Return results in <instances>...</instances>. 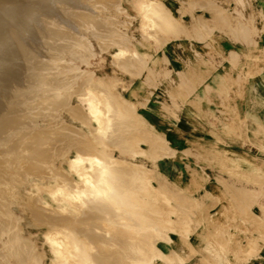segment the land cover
I'll list each match as a JSON object with an SVG mask.
<instances>
[{
  "label": "rangeland",
  "instance_id": "obj_1",
  "mask_svg": "<svg viewBox=\"0 0 264 264\" xmlns=\"http://www.w3.org/2000/svg\"><path fill=\"white\" fill-rule=\"evenodd\" d=\"M94 1L99 17L91 27L99 31L100 38L92 32L83 34L88 41L77 43L78 52L72 56L79 60L89 56L88 60L77 62L79 71L67 65L72 61L69 58L58 61L62 67L57 64L56 69L46 68L58 79L64 72L60 79L70 83L66 88L63 81L61 89L56 88L61 95L51 101L63 102L61 107L56 104L58 109L51 101L38 102L39 106L50 104L49 108L41 107V114L48 120L39 115L41 110L37 113L39 106L37 111L32 110L33 117L36 113L40 116L34 118L32 131L41 136L43 132L49 139L47 152L37 154L42 158L49 153L45 163L39 162L40 175L27 169L26 159L22 160L24 164L21 159V163L17 159L5 163L16 172L12 198L9 201V194L4 201L8 203L4 210L11 209L8 216L13 217L15 228L11 221L10 225L4 223L5 229L0 226V264H264V249L260 247L264 237L258 236V230L264 227V45L255 48V60L251 54L246 57L239 71L235 65L231 68V63L224 69L216 61L226 50L251 53L252 47H234L226 41H259L260 37L264 41V0H140L152 2L150 19L157 20L146 19L145 27L134 5L137 0ZM33 27L37 28L32 23ZM34 29H30L32 34L39 30ZM59 32L64 30L59 29L53 37ZM37 35L34 37L40 41L48 40H41L43 34ZM83 35H79L81 39ZM60 36L56 37L67 41V35ZM102 39L108 42L104 44ZM75 40L79 39L70 41ZM114 40H121L127 47L126 56L118 54ZM190 41H205V45L193 43L201 54L190 52ZM179 44L188 47L185 72L195 76L196 89L205 94L213 87L227 91L232 105L241 101L252 107L254 102L262 108L261 119L248 113L243 119L245 125L234 120L227 126H211L206 122L210 117L207 106L194 97L185 94L182 101L174 102L171 54ZM45 52L51 53L45 50L32 63L46 61ZM22 72L27 77L32 73L28 69ZM91 75L96 83L95 116L81 100L90 91L78 87ZM42 96L38 100L44 99ZM24 98L22 102L29 105L30 99ZM68 105H81L92 126L73 119ZM230 116L235 119L236 114ZM4 121L1 123L8 126ZM13 121L17 124L13 119L11 125ZM20 129L24 130L5 133L13 132V137L0 133V142L5 143H0V154L16 151L13 145L17 137L30 130L25 125ZM77 154L88 158L78 169L70 164ZM84 167L91 182L86 183L79 175ZM101 169L108 172L104 174L110 183L97 179ZM60 173L73 178L75 187H62L60 183L65 184L67 179H60ZM90 202H95L96 210ZM68 216V224L75 218L77 224L66 227L67 220L63 221L66 217L69 220ZM59 217L65 218L60 222ZM58 222L64 224L63 228ZM6 229H11L9 234ZM13 232L19 239L18 247L21 245L17 255L13 253L14 240L9 243Z\"/></svg>",
  "mask_w": 264,
  "mask_h": 264
},
{
  "label": "bare ground",
  "instance_id": "obj_2",
  "mask_svg": "<svg viewBox=\"0 0 264 264\" xmlns=\"http://www.w3.org/2000/svg\"><path fill=\"white\" fill-rule=\"evenodd\" d=\"M151 2V1H150ZM119 3V2H118ZM137 10L139 11V13L141 14V17L143 19L142 20V26L145 27V20L149 18V20H152L150 19V10H151V3H149L148 1L146 2H141L140 0L138 1H135L134 2ZM97 2L94 1V0H0V120H1V117H2V114H3V117H2V120L0 121V133H9L10 131H21L20 128H23V126L25 125L27 128H29L30 130H27L28 132H23L22 135H20L19 137H17V141L15 142V144L13 145V147H16V151L13 149L11 150L13 147L10 146L12 145V142L10 144V142L8 144L9 145V148L12 147L10 150L11 152L13 151V153L11 154L10 151L6 150V152H4L3 154H0V185L3 189H0V226L3 225V228H4V223H10L9 221H11L13 219V217L11 218L10 216H8V214H10V210L9 209V213L8 211H5L4 210V206L6 205L7 202H4L5 199H6V196H8L10 194V197L9 198H12L11 197V194L13 193L14 191V185H15V174L16 172L14 173V169L12 170L11 167L12 165H9L11 167H8V165L6 166V164H8L9 162L11 163L12 161H18V159H21L22 160H25L28 164L27 166V169L34 172L36 175L39 174V170L41 169L40 167V164L42 163L41 161H43L45 163V161H47V158H49V153H47L46 155H43L42 158H38L37 157V154L38 153H44V152H47L48 150V143H49V139L48 137H45L44 136V133L43 132H40L42 133V136L41 134L39 133H34L31 129L32 126H34L35 124V120L34 118L36 117L39 118L41 115L42 117L44 118V115L46 114H41L44 113V108L47 106H39V101H42L43 100L47 101V102H44L43 104H47L48 101H51V100H57V98L55 97H58V95L60 93L57 92V87H59L60 85H62L65 81L62 80L63 79V74L60 75V78L62 79H58L57 77H54V75L50 76L48 73L51 70H49L48 72L46 70H48V68L52 69L53 67L55 68L58 67V61H61L63 59H71L72 61H70L71 63L67 64L68 66H70L71 69H75L79 71V64H77L78 61H83L84 59H82L83 57H79L81 58L80 60L75 57L73 58L72 56H75L76 52H78V49L76 47V44L80 42V44H83L81 43L82 40L84 41V39L86 40L85 36L83 34L85 33H88L92 32V36L96 37L97 39L100 38V36L98 35L99 34V31L97 33V30L94 29L93 27L91 26H94V20H96V17L98 16V13L96 14V10L94 9L95 6H96ZM98 5V4H97ZM154 5V4H153ZM109 6V5H108ZM97 8V7H96ZM100 8V7H99ZM104 8V7H103ZM124 10V9H123ZM122 10V11H123ZM155 10V9H154ZM85 11V13H84ZM121 11V10H120ZM154 12V11H153ZM84 15H83V14ZM87 13V15H85ZM43 14L44 17H42L41 15ZM154 14V13H153ZM84 16H87V19H84ZM41 19H40V18ZM99 17V16H98ZM154 17V16H152ZM104 19V18H103ZM101 19V20H103ZM155 20V19H154ZM153 20V21H154ZM122 21V20H121ZM155 22H157V20H155ZM155 22H153L155 24ZM32 23L36 25V27L39 29H34L35 27L33 28H30L32 26ZM151 23V22H150ZM38 24V25H37ZM51 26V24L54 26V28L51 29V27H49V25ZM125 26V25H124ZM162 26V25H161ZM55 27L58 29V30H53L55 29ZM34 29V31L38 30L39 32H41L43 29V32L41 33H37L35 32L36 34H43V37H41V40L42 38H48V40H43V41H40V38L38 36L40 35H37V37L39 38H36L34 37L35 36V33L30 31V29ZM41 28H43L41 30ZM51 30H50V29ZM92 28L94 29V31H92ZM108 28V27H107ZM49 31H48V30ZM62 31V29L64 30V32H59L60 34L58 35H62V36H68L70 35L71 36V39L69 38L70 36H66V38L64 39H67V41H62L61 38L59 37H56L58 35H55L53 37L54 34H57L55 32L57 31ZM41 30V31H40ZM53 30V31H52ZM96 30V31H95ZM100 30V29H98ZM144 30V29H143ZM166 29L164 28V31ZM50 31L52 34H50ZM49 32V33H48ZM72 32V33H71ZM77 33L76 35L78 36L77 38L75 37L76 35H74V33ZM171 32V31H170ZM169 32V33H170ZM54 33V34H53ZM106 33V32H105ZM112 33V32H111ZM54 40H58V41H53V38ZM79 35H83L84 38L81 39V37ZM108 35V34H107ZM106 35V36H107ZM113 34H110L108 36H111ZM119 35V34H118ZM42 36V35H41ZM60 36V37H62ZM74 36L75 38L74 39H79L78 41L75 40L74 41H70V40H74L72 39ZM80 37V38H79ZM115 37V36H113ZM112 36L110 38H113ZM59 38V39H58ZM103 39L107 38L108 37H105L103 36L102 37ZM49 39L51 41H49ZM70 39V40H69ZM81 39V41H80ZM102 39V40H103ZM121 39V38H120ZM124 39V38H123ZM118 40V39H117ZM128 40V39H127ZM49 42L51 45H48L46 44V42ZM88 41V39L86 40ZM115 41V40H114ZM31 44H30V43ZM90 42V41H89ZM88 42V43H89ZM102 42V41H101ZM104 42V40H103ZM102 42V43H103ZM106 42H108V40H105L104 44H106ZM112 43V42H111ZM121 40L120 42H114V45L119 49L118 51V54H123L124 56H126L124 53H126V49L127 47L125 45H123V43L121 44ZM110 44V43H109ZM90 45V44H89ZM88 45V46H89ZM80 46V45H79ZM85 46V45H84ZM113 46V45H112ZM81 47V46H80ZM91 47V46H90ZM43 51H41V49ZM48 50L51 51V53H47L44 57L47 59H45L46 61H41V63H36V59H37V51H41L40 54L38 55V57L45 51V50ZM71 49V51H70ZM74 51H73V50ZM87 49H89L87 47ZM92 50V49H91ZM130 50V49H129ZM82 51H84L82 49ZM101 51V50H100ZM128 51V50H127ZM84 52H88L87 50L84 51ZM130 53V52H129ZM36 54V55H35ZM86 54V53H85ZM90 54V53H89ZM88 54V55H89ZM43 55V54H42ZM80 54H78L79 56ZM93 55V54H92ZM77 56V55H76ZM81 56H84V55H81ZM87 56V54H86ZM42 57V56H41ZM40 57V58H41ZM85 57V56H84ZM128 57V56H127ZM89 58V56H88ZM87 58V60H88ZM120 58V57H119ZM43 60V59H41ZM86 60V59H85ZM84 60V61H85ZM86 60V61H87ZM32 61H36L35 63L38 64L36 66V64L34 65L32 63ZM83 61V62H84ZM85 61V62H86ZM25 62H29V64H26ZM57 62V63H56ZM62 62V61H61ZM69 62V61H68ZM126 62V61H125ZM124 62V63H125ZM60 63V62H59ZM115 63V62H114ZM117 63V62H116ZM121 63V62H120ZM58 64V65H57ZM71 64V65H70ZM122 64V63H121ZM121 64H119V66H121ZM124 64H122L123 66ZM33 66V67H32ZM62 67V65H60ZM65 66V65H64ZM72 66V67H71ZM132 67V66H131ZM47 68V69H46ZM53 68V69H54ZM66 68V67H65ZM22 69V71H24L25 69H28L30 70L32 73H31V76L27 77L25 75V72L23 73L22 71H20ZM46 69V70H45ZM56 69V68H55ZM82 69V68H80ZM65 70V69H63ZM57 72V71H56ZM61 72V71H60ZM70 72V71H69ZM84 71H81V73H83ZM58 73V72H57ZM68 73V72H67ZM66 73V74H67ZM74 73V72H73ZM27 74V73H26ZM65 74V75H66ZM92 74V73H91ZM57 75V74H56ZM59 75V73H58ZM57 75V76H58ZM69 75V74H68ZM80 75V74H79ZM74 76V75H72ZM59 77V76H58ZM66 78V76H64ZM68 77V76H67ZM76 78V76L74 77ZM79 78V77H78ZM73 79V77L71 78ZM62 80V81H61ZM64 81V82H63ZM76 81V80H75ZM68 82V81H67ZM66 83V82H65ZM63 84V85H66L67 84L69 85L70 83V80L68 83L66 84ZM75 83V82H74ZM76 84V83H75ZM79 84V83H78ZM62 87V86H61ZM76 87V86H75ZM74 87V88H75ZM79 88H85L87 90L90 91V95L87 97V98H81L82 100V103H84L90 113L92 115H96V103L94 102V98H95V90H96V83H95V80L94 78L91 76H89L88 79H85L81 82V84H79L78 86ZM60 88V87H59ZM68 88V86L66 87ZM65 88V89H66ZM70 88V87H69ZM77 88V89H79ZM61 89V88H60ZM76 89V90H77ZM74 90V89H73ZM79 91V90H77ZM76 91V92H77ZM82 90L80 89V92ZM79 92V93H80ZM65 93V92H64ZM85 92L83 91V94ZM41 94L44 95L42 96L44 99H39L38 100V96L41 97ZM72 94V93H71ZM26 95H29L26 97ZM61 95V94H60ZM70 95V94H69ZM68 95V96H69ZM104 95V94H103ZM23 96H25V98L27 99H30V103L29 105H26V103L24 104L22 101L24 100H21V98L23 99ZM30 97V98H29ZM63 97V96H62ZM24 98V99H25ZM28 100H26L27 102ZM52 102V101H51ZM58 102V101H56ZM41 103V102H40ZM50 103V102H49ZM63 102H60V103H56L57 105L61 104ZM53 105H56L54 104L53 102L51 103ZM79 104V103H78ZM50 104H48L49 106ZM57 105L55 106L57 109L59 107H61L59 105V107H57ZM39 106V108H38ZM47 106V107H48ZM41 107H44V108H41ZM46 107V108H47ZM51 107V106H50ZM64 108V106H62ZM71 107H74V106H71ZM67 107V110L74 116V118L78 119L79 121L83 122V123H86L87 125H91L90 121V117L86 114L87 112L84 111L83 107L80 105H78V107L76 108H71ZM7 108V110H6ZM37 108H38V111H37ZM41 108V109H40ZM49 108V107H48ZM52 108V107H51ZM50 108V109H51ZM54 108V107H53ZM49 109V110H50ZM55 109V108H54ZM53 109V110H54ZM55 109V110H57ZM87 109V110H88ZM6 110V111H4ZM32 110H36L37 113L39 114V110L40 111V116L37 117L36 116V111H33L35 112V117H33L32 115ZM43 110V111H42ZM52 111V110H51ZM60 111V109H59ZM4 113L7 114V117L4 118ZM47 113V112H45ZM124 113V112H123ZM49 114V113H48ZM51 115V114H50ZM104 115V114H103ZM28 117V118H27ZM49 117V115H48ZM4 118V119H3ZM47 118V116H46ZM46 118H44L46 120ZM7 120V123H8V126L1 123L2 121L4 120ZM15 120L17 119V124L16 122H14L15 124L11 125V122L12 120ZM11 120V121H10ZM48 120V118H47ZM50 120V118H49ZM18 121H20L18 123ZM23 121H25L23 123ZM5 122V121H4ZM55 123V122H54ZM49 125V124H48ZM92 126V125H91ZM46 127V126H45ZM48 127V126H47ZM95 128V127H94ZM45 129V128H43ZM49 129V127H48ZM24 130V129H23ZM22 130V131H23ZM21 131V132H22ZM37 131V130H36ZM41 131V130H40ZM51 130L49 129L48 132H50ZM20 133V132H19ZM2 134V135H4ZM13 134V132H12ZM12 134H8L10 136H12ZM7 134H5V136H8ZM16 135H19V134H16ZM15 135V136H16ZM14 136V135H13ZM12 136V137H13ZM44 136V137H43ZM1 137V136H0ZM4 138V137H3ZM8 138V137H7ZM7 138H6V141H7ZM41 140H39V139ZM13 140V138H12ZM40 142H39V141ZM2 142V140H0ZM41 141L44 143H41ZM0 142V143H1ZM38 142V143H37ZM3 143H1L2 145ZM5 145V143L3 144ZM7 145V144H6ZM90 146V145H89ZM93 147V146H92ZM91 147V148H92ZM95 148V147H93ZM1 149V147H0ZM6 149V147H5ZM16 153H15V152ZM83 154V153H82ZM85 154H88L87 152ZM15 159V160H14ZM88 160L87 156H84V155H81V154H77L76 156H74L71 161H70V164L73 168H79L81 167L82 165H84V163ZM25 162V163H26ZM41 162V163H39ZM6 163V164H5ZM9 163V164H10ZM18 163H21L18 161ZM13 164V163H12ZM17 164V163H16ZM22 164L23 161H22ZM21 164V165H22ZM15 165V164H14ZM39 165V166H38ZM16 166V165H15ZM14 166V167H15ZM19 166V165H17ZM94 166V165H93ZM20 167V166H19ZM40 168V169H39ZM95 169V167H93ZM42 171V170H41ZM96 172V170H94ZM105 169H101L100 171V174L99 176L97 177V179L102 182V181H106V183L109 182V179H105L107 176H105V174L107 175L108 172L105 173ZM18 172V171H17ZM91 172V171H90ZM33 173V174H34ZM89 173V172H88ZM105 173V174H104ZM19 174V173H18ZM87 174V171L85 170V167L82 168V170H80L79 172V175L84 177L85 178V182L87 183L89 180H88V176H86ZM104 174V175H102ZM40 175V174H39ZM95 175V174H93ZM19 176V175H18ZM35 176V175H34ZM38 176V175H37ZM59 177L60 179H67V182H65V184H61L60 185L62 187H68L70 186L71 188L75 187L74 185L72 186V179L73 178H70L68 176H63L61 173L59 174ZM20 178V177H19ZM22 178V177H21ZM26 179V177H24ZM109 178V177H107ZM117 178V176L115 177ZM24 179V180H25ZM53 179V178H52ZM59 179V178H58ZM118 179V178H117ZM122 179V178H121ZM22 180V179H21ZM55 180V179H54ZM57 180V179H56ZM93 180V179H92ZM95 180V179H94ZM93 180V181H94ZM119 180V179H118ZM33 181V180H32ZM64 181V180H63ZM111 181V180H110ZM58 182V181H56ZM60 182V181H59ZM58 182V183H59ZM91 182V181H89ZM99 183V182H97ZM110 183V182H109ZM118 183V182H117ZM82 184V182H81ZM100 184V183H99ZM120 184V183H119ZM80 185V184H79ZM97 185V184H96ZM105 186V185H104ZM114 186V185H113ZM112 186V188H113ZM0 187V188H1ZM80 187V186H79ZM97 187V186H96ZM99 187V186H98ZM116 187V186H114ZM119 187V185H118ZM102 188V187H101ZM105 188V187H104ZM123 188V187H122ZM75 189V188H74ZM106 189V188H105ZM116 189V188H115ZM113 188V190H115ZM124 189V188H123ZM16 190H18L16 188ZM104 190V189H103ZM110 190V189H109ZM117 190V189H116ZM122 190V189H120ZM75 191V190H74ZM127 191V190H126ZM124 191V192H126ZM101 192V191H100ZM103 192V191H102ZM115 192V191H114ZM123 192V191H122ZM121 192V193H122ZM105 193V192H104ZM104 193H101L100 195L104 194ZM120 193V192H119ZM14 194H16L14 192ZM90 194V193H89ZM88 194V195H89ZM96 195V193H93L92 194V198ZM126 195V194H125ZM88 197H91V196H88ZM96 197V196H95ZM94 197V198H95ZM99 197V195H98ZM102 197V196H101ZM117 197V196H116ZM121 197V196H120ZM126 197V196H125ZM15 198V197H14ZM41 198V197H40ZM99 199V198H98ZM119 199V198H118ZM129 199V198H128ZM15 200V199H14ZM19 200V199H18ZM93 199H91L90 201H92ZM125 200V199H123ZM130 200V199H129ZM10 201V199H9ZM87 201H89V199H87ZM94 201V200H93ZM120 202V201H119ZM126 202V201H125ZM84 203V202H83ZM91 203V202H90ZM98 203H100L98 201ZM124 203V202H123ZM8 204V203H7ZM20 204V203H19ZM95 204V202H92L91 203V208H94L93 205ZM121 204V203H120ZM10 205V204H9ZM78 205V204H77ZM100 206V205H99ZM128 206V205H127ZM8 207V206H6ZM77 207V206H76ZM101 207V206H100ZM129 207V206H128ZM78 208V207H77ZM89 207V209H91ZM50 209V208H49ZM57 209V208H56ZM96 210V208H94ZM92 209V210H94ZM69 210V209H68ZM94 210V211H95ZM103 210V209H102ZM120 210V209H119ZM124 210V209H123ZM126 210V209H125ZM58 211V210H57ZM71 211V210H70ZM105 211V210H104ZM129 211V210H128ZM59 212V211H58ZM125 212V211H124ZM142 213V212H141ZM140 213V214H141ZM43 213H41L40 215H42ZM127 214V213H126ZM139 214V213H138ZM58 215V214H57ZM57 215L55 216V218H58ZM60 215V214H59ZM58 215V216H59ZM62 215V214H61ZM75 215V214H74ZM11 216H13V214H11ZM47 216V215H46ZM52 216V215H51ZM65 216V215H64ZM140 216V215H139ZM69 217V220L67 219V217H59V220L60 222L61 219H64L63 223L65 222V220H67V224L66 227H68L67 225H70L68 224V221H70V216ZM96 217V216H95ZM55 218H53V220L55 221ZM73 219V217H72ZM71 219V220H72ZM81 219V218H80ZM74 220V219H73ZM72 220V224H74L73 222H75L77 224V219L75 218V220L73 221ZM51 221V220H50ZM53 221V222H54ZM57 221V220H56ZM55 221V222H56ZM14 222V221H13ZM58 222V224L60 226H62L63 228V225L62 223ZM11 224L12 221H11ZM54 224V223H53ZM52 224V225H53ZM57 224V223H55ZM71 224V225H72ZM74 224V225H76ZM10 225V224H9ZM45 225V224H44ZM51 225V226H52ZM70 225V226H71ZM73 225V226H74ZM6 226V225H5ZM12 226V225H11ZM10 226V227H11ZM7 227H9L7 225ZM13 227H14V224H13ZM1 228V227H0ZM12 228V227H11ZM15 228V227H14ZM12 228V230L14 229ZM5 229V228H4ZM9 229V228H8ZM68 229V228H67ZM66 229V230H67ZM2 230V228H1ZM7 230V229H6ZM65 230V229H64ZM63 230V231H64ZM11 231V229L9 230ZM9 231L7 230L6 232H8L9 234ZM62 232V231H61ZM12 233V232H10ZM69 233V232H68ZM14 234V232H13ZM70 238V237H69ZM1 239V238H0ZM9 243L10 245L11 244V239L14 240V243L16 244H13V249L15 251H13V253L15 252V254L18 252L19 250V246L18 247V244H19V239L18 237L16 236V234H14L13 236H10L9 235ZM48 239V238H47ZM21 243V242H20ZM70 244H71V241H70ZM89 244V243H88ZM9 245V246H10ZM12 247V246H10ZM77 247V246H76ZM72 248V247H71ZM68 251H69V247H67ZM7 250V249H6ZM17 250V252H16ZM12 253V252H11ZM18 254V253H17ZM16 254V255H17ZM65 254V253H64ZM7 255V254H6ZM15 255V256H16ZM15 258V257H14ZM121 261V260H120ZM16 263V262H15ZM71 264V263H70ZM82 264V263H81Z\"/></svg>",
  "mask_w": 264,
  "mask_h": 264
},
{
  "label": "crops",
  "instance_id": "obj_3",
  "mask_svg": "<svg viewBox=\"0 0 264 264\" xmlns=\"http://www.w3.org/2000/svg\"><path fill=\"white\" fill-rule=\"evenodd\" d=\"M204 42L205 41H190V52L194 51L195 53H199L198 49L193 47V43L205 45ZM226 43H229L234 47H252L251 53L249 52L246 54L243 50L240 51L239 49L226 50L227 52L224 53L222 58H220L221 56L219 55V59H216L217 62L222 63L220 66L224 69L228 68V65L231 63V68L235 65L237 71L244 67V63L247 60L246 57L248 58V55L251 54L253 57L252 60H255V56L257 55L255 53V48L264 45L262 37L259 38V41H226ZM187 48L188 47H185V45L179 44L172 49L171 64L174 68L172 74L174 79L170 87L172 88L171 92L173 94L174 102H177V100L182 101V99L185 97V94L194 97L196 101H200L202 104L207 106L206 110L210 113V117L207 118L206 122L211 126H227L230 123L235 122L234 120H236V123L238 124L245 125L247 122L243 119L248 113H252L254 118H258L259 120L261 119L262 108L260 105L255 104L254 102L252 107L242 103L241 101H238L236 104L232 105L230 104V98L227 91L219 92L215 87H213L209 89L208 93L205 94L202 90L196 89V86L194 85L195 82H197L195 76L185 72V67L189 62L186 59V53L188 51ZM199 54H201V52ZM211 77H213V74L208 77V82H206V85L209 83ZM212 83L213 81H211V85ZM235 94L232 93V95ZM183 109H185V107H183ZM230 113L236 114L235 119L234 117L230 116ZM160 124L161 123L157 122L156 125L161 126ZM258 231V236L260 238L264 237V227H261ZM172 242H174L173 239ZM260 247L261 249H264V243L262 244L261 242Z\"/></svg>",
  "mask_w": 264,
  "mask_h": 264
}]
</instances>
